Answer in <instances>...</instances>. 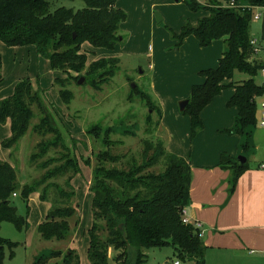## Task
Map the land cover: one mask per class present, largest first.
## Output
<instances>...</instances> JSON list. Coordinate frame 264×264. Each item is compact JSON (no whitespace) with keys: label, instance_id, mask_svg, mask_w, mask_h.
<instances>
[{"label":"trees","instance_id":"obj_1","mask_svg":"<svg viewBox=\"0 0 264 264\" xmlns=\"http://www.w3.org/2000/svg\"><path fill=\"white\" fill-rule=\"evenodd\" d=\"M82 1L85 3L82 9L75 11L62 6L51 12L50 0H0V41L12 47L33 45L37 55L47 59L51 68L64 70L67 77L57 78L54 82L59 85L60 99L66 105L73 98L72 91L65 86L68 79L77 81L83 77L94 89H100L96 79L102 81L104 77L113 76L119 65L117 57H100L87 64L82 44L87 42L92 47L113 49L123 39L118 30L126 19V12L116 6L117 0ZM235 1L264 6V0ZM207 2L208 5L204 6L194 0L186 1L191 10L202 8L207 14L195 24L185 22L178 33L173 32V37L180 44L185 37L193 35L202 47L226 37L225 48L215 68L199 71L204 81L191 86L186 98L188 102L181 113L189 116L190 136L193 137L202 127V109L226 86L234 88L227 105L235 107L237 113L234 125L226 132L239 134L243 138L241 154H248L252 150V130L257 122L256 98L264 95V85L256 83L254 79L264 68V62L251 59L255 53L250 43L253 37L250 33L253 12L221 7L220 0ZM1 68L0 54V82ZM235 72L244 73L247 77L226 84L224 81L232 79ZM140 94L150 103L147 94ZM32 105L43 113L32 129L41 135L52 134L53 137L37 143V151L30 154V161L44 155L50 147L60 145L66 153L60 155L62 163L47 169L41 178L21 187L15 168L8 161L0 160V224L8 221L18 230L28 226L27 215L20 216L10 202L18 189L22 199L27 200L31 192L42 186L40 199L47 200L48 189L54 187V199L37 230L43 239L64 240L71 231L69 219L76 212V208L68 203L74 197V190L66 191L50 180L70 170L72 174L65 183L71 188L70 180L80 172V167L65 145L53 116L46 112L39 91L32 89L28 78L18 81L12 94L0 100V123L10 121V136L0 143L8 148L22 138L33 117ZM155 107L158 118H161L160 108ZM147 123H150L149 116ZM86 133L99 139L104 147L96 153L97 164L92 169L88 186L93 217L88 229L87 257L90 264H109V248L115 252L111 256L114 264H146L144 251L165 245H172L176 249L179 260L192 259L196 264H204L207 247L202 240L201 230L193 223H184L182 220L183 209L189 203L191 167L188 161L169 152L161 140L153 142L145 139L141 162L129 158L125 166H117L125 155L110 151V147L116 143L111 138L113 128L95 123L87 128ZM56 160L50 158L40 163V166L46 168ZM159 162L163 163L161 171L150 170ZM219 165L231 171L228 179V193L231 194L237 180L249 167L247 158L244 163H240L237 156L222 153ZM100 220L102 225L98 222ZM100 229L106 230L104 238L99 235ZM15 245L0 236V264H4V247L10 249L9 255L12 257ZM59 254L60 251H50L46 256L40 254L32 264H44L46 258ZM62 264H79L74 249L64 253Z\"/></svg>","mask_w":264,"mask_h":264},{"label":"rangeland","instance_id":"obj_2","mask_svg":"<svg viewBox=\"0 0 264 264\" xmlns=\"http://www.w3.org/2000/svg\"><path fill=\"white\" fill-rule=\"evenodd\" d=\"M186 1L188 0H118L117 5L122 6L126 11V19L118 30L119 34L123 35V39L113 49L92 47L87 42L82 44V50L87 55V64L100 57H118L119 65L115 74L104 77L102 81L96 79L100 89H94L85 80L78 83V80L68 79L65 86L73 94L68 105L60 99V87L54 82L57 78L67 77L64 70L51 68L47 59L37 55L33 45L19 48L7 46L0 41L2 59L0 100L12 94L18 81L28 78L32 89L39 91L44 100L46 112L53 116L62 133L65 145L80 167V172L70 180L72 189L65 183V180L72 174L70 170L50 180L66 191L74 190V197L70 198L68 203L76 208V212L69 219L71 231L64 240L43 239L37 230L38 224L45 220L54 199V187L48 189L47 200L40 199L39 194L42 186L39 190L31 192L27 200L22 199L20 189L11 196L10 202L16 207L17 213L23 217L27 215L28 226L18 230L8 221L1 222L0 236L16 243L12 248V257L9 255L10 249L7 246L4 247V264H32L38 255L46 256L50 251H60L61 254L46 258L44 264H62L63 255L68 249H74L77 253L79 264H90L87 257L88 229L93 217L91 192L88 186L92 179V169L97 164L96 153L104 147L99 139L86 133V130L95 123H99L102 127L111 126L113 128L114 133L111 134V138L116 143L110 147V151L114 154L125 155L122 161L116 164L117 166H125V161L129 158H135L141 162L145 139L153 142L161 140L164 143L163 135L165 136V134L163 132L165 130L159 123L161 118H158L155 106L161 110L164 102L169 98H175L172 89L175 82L185 75V63L187 59H190L185 51L193 52L190 45L187 48H181V43L179 44L178 40L173 37V32L178 33L185 22L189 21L195 24L198 18L207 14V11L202 8L191 10ZM220 1L221 4L224 3L223 0ZM62 6L76 11L84 8L85 3L82 0H50L49 11L52 12ZM254 11L260 12V9L256 8ZM158 15L162 18L160 21H157ZM261 21L262 19L251 21L250 33L257 39L259 48L258 52L253 53L251 59L264 62V38H261ZM190 38L195 39L194 36H190ZM242 77L246 78L247 75L235 72L232 79H226L224 82L226 84L229 83L228 81L238 82ZM254 79L258 84L264 82L260 71ZM153 82L157 85L156 89L152 88ZM161 83L164 86L160 88ZM228 88L230 86H226L224 89ZM159 92H161L160 95ZM140 93L147 94L150 97V103L145 101ZM182 100L175 101L178 110L179 102ZM256 100L257 122L252 133L257 132L256 136L259 141L257 145L264 146V127L259 126L260 119L264 118V112H262L264 110L260 107L264 102V95ZM31 109L33 117L22 138L8 148L0 143V160L8 161L15 168L19 187L41 178L47 169L62 163L63 160L59 159L60 155L66 153V150H63L59 145L48 148L44 155L35 161H30V154L37 151V143L53 137L52 134L41 135L32 129L33 125L39 122L43 113L35 105H32ZM177 115L184 118V121L185 119L189 121L188 116L180 111ZM147 116L150 117V123H147ZM182 119L179 120L178 125L180 133L183 132ZM198 133L199 131L195 136ZM233 134L239 135L235 132ZM9 136L10 121L6 120V122L0 123V142ZM195 136L191 137L189 130L188 146ZM193 145L196 146L195 143ZM253 150L254 147L251 151ZM193 152H195L194 148ZM240 155L243 154H238L237 158ZM243 156L245 158L247 156L248 162L252 163L251 153ZM50 158L57 160L50 162L46 168H42L40 163ZM162 164L159 162L150 170L159 172L163 169ZM106 165L109 166V163ZM98 222L103 224L101 220ZM256 225L258 226V224ZM98 232L103 238L106 235L104 229H100ZM109 251V264H114L111 256L115 252L112 248H109ZM144 252L146 264H164L166 261L177 259V251L172 245L153 247ZM206 252L205 258L208 264H214L215 253L213 256L208 251L206 256ZM180 261L181 264H196L192 259H180Z\"/></svg>","mask_w":264,"mask_h":264},{"label":"crops","instance_id":"obj_3","mask_svg":"<svg viewBox=\"0 0 264 264\" xmlns=\"http://www.w3.org/2000/svg\"><path fill=\"white\" fill-rule=\"evenodd\" d=\"M116 6L123 9L117 2ZM190 36L193 35L185 37L180 44L183 49L190 45L193 50L185 51L190 56L185 63L186 73L175 82L172 89L175 98L162 104L160 120L165 130V148L184 158L191 167L189 203L183 209V217L190 223L201 222L202 240L206 251L213 256L215 253L214 264H264V146L257 145V132L254 131L251 138L252 163L248 162L249 167L241 174L231 194L228 193L231 171L219 165L222 153L241 154L243 138L226 132L234 125L237 113L235 107L227 105L234 88L223 89L202 109V129L189 146L190 118L188 116L189 121H184L177 115L180 110L175 101L187 98L191 86L204 81L199 71L215 68L225 48L226 37L200 47L195 36V39ZM163 86L161 83L160 88ZM152 88H157L156 83H152ZM180 119L183 121L182 133L178 128ZM204 264H208L206 258Z\"/></svg>","mask_w":264,"mask_h":264},{"label":"built area","instance_id":"obj_4","mask_svg":"<svg viewBox=\"0 0 264 264\" xmlns=\"http://www.w3.org/2000/svg\"><path fill=\"white\" fill-rule=\"evenodd\" d=\"M194 1L200 5H204V6L208 5L207 0H194ZM219 6L239 9V10H251L253 12L252 20H259V19H262V16H264V12H262L264 11V6H255V5H250L246 3H238L235 0H229L228 2L219 4ZM256 8L260 9V12H255L254 9ZM250 43L253 45L254 52L255 53L258 52L259 48L257 46V39L255 37H252L250 40ZM260 74H261L262 79H264V68L260 69ZM261 84L264 85V82H262ZM260 107L262 110H264V102L261 103ZM257 110H258V106H257ZM259 126L264 127V118L260 119ZM13 195H15V193H13ZM182 220L184 223H190L186 219H184V217L182 218ZM193 224L196 228H199L201 230V222L196 221ZM166 264H181V262L179 259H174L170 262H166Z\"/></svg>","mask_w":264,"mask_h":264},{"label":"water","instance_id":"obj_5","mask_svg":"<svg viewBox=\"0 0 264 264\" xmlns=\"http://www.w3.org/2000/svg\"><path fill=\"white\" fill-rule=\"evenodd\" d=\"M161 19H162L161 16L158 15L157 21H160ZM261 38H264V16H262V21H261ZM83 80H84L83 77H80L78 79V83H82ZM187 102H188L187 99H184V100L179 102V110L180 111L184 110ZM238 160L240 163H244L246 158L243 155H240V156H238Z\"/></svg>","mask_w":264,"mask_h":264}]
</instances>
